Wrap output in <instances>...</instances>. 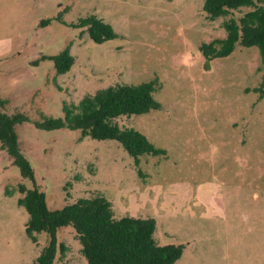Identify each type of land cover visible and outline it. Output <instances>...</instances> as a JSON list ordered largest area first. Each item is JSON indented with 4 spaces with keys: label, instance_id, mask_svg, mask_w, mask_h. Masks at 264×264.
<instances>
[{
    "label": "rangeland",
    "instance_id": "1",
    "mask_svg": "<svg viewBox=\"0 0 264 264\" xmlns=\"http://www.w3.org/2000/svg\"><path fill=\"white\" fill-rule=\"evenodd\" d=\"M250 9L210 20L203 0H0V97L30 120L16 131L47 207L101 194L116 218H152L158 245L182 246L174 264H264V96L254 91L264 64L256 47L211 61L200 50ZM89 15L117 37L95 44L71 26ZM65 49L74 64L56 75L49 58ZM154 79L160 108L117 120L166 152L142 156L140 173L114 141L33 125L61 117L63 103ZM20 183L32 187L0 151V264H32L48 241L25 235ZM56 237L67 247L58 264H86L71 228Z\"/></svg>",
    "mask_w": 264,
    "mask_h": 264
},
{
    "label": "trees",
    "instance_id": "2",
    "mask_svg": "<svg viewBox=\"0 0 264 264\" xmlns=\"http://www.w3.org/2000/svg\"><path fill=\"white\" fill-rule=\"evenodd\" d=\"M241 8L251 9L236 19L230 17L222 22L225 31L223 39L200 46L208 61L228 57L240 46L256 47L264 64V0H203V11L210 20L233 16L240 13ZM55 20L61 22V15ZM50 21H42L39 25ZM71 26L83 28L95 44L117 37L113 28L95 15L80 18L77 24ZM49 60L57 75L66 74L74 64L69 49ZM159 87L156 79L138 85L109 86L96 91L92 96L82 97L77 104L63 103L62 116L59 118L40 114L33 125L42 131L65 128L78 131L82 137L91 140L114 141L131 157L140 173L138 167L142 156H163L166 152L156 148L140 132L119 126L117 120L159 109L160 104L154 99ZM254 91L259 93L258 100H261L264 96V77L259 88ZM6 104V100L0 97V151L6 152L13 160L21 178L32 184L31 188L22 183L17 186L21 195L17 204L28 215L25 235L34 244L37 243V235L45 233L48 237L46 245L32 264H58L65 257L67 247L57 240L56 234L67 227L74 232L86 264H174L179 260L182 246L158 245L154 237L155 221L152 218H116L111 203L101 194L50 210L46 195L35 185L33 171L19 145L16 128L30 120L23 113L8 114L5 111Z\"/></svg>",
    "mask_w": 264,
    "mask_h": 264
},
{
    "label": "crops",
    "instance_id": "3",
    "mask_svg": "<svg viewBox=\"0 0 264 264\" xmlns=\"http://www.w3.org/2000/svg\"><path fill=\"white\" fill-rule=\"evenodd\" d=\"M0 59H3L2 57H0ZM8 64H12V62H9ZM53 70H54V68H53ZM54 72H55V70H54ZM57 75V74H56Z\"/></svg>",
    "mask_w": 264,
    "mask_h": 264
}]
</instances>
